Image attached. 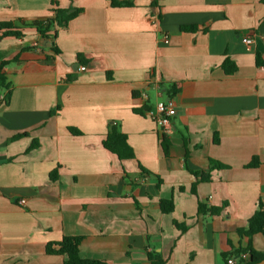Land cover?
<instances>
[{
	"label": "crops",
	"instance_id": "crops-1",
	"mask_svg": "<svg viewBox=\"0 0 264 264\" xmlns=\"http://www.w3.org/2000/svg\"><path fill=\"white\" fill-rule=\"evenodd\" d=\"M117 1L134 6L0 0V22L24 35L0 40L11 61L9 88L0 87V264H64L47 245L68 236L83 237V258L110 264H150L152 253L165 264H248L250 255L235 252L247 247L238 231L264 201V0ZM53 8L83 9L59 30L60 55L24 26ZM226 58L237 65L232 76ZM162 84L178 89L164 133L169 156L148 114L169 98ZM111 123L134 159L103 146ZM254 157L261 164L248 168ZM211 159L228 168L211 170ZM170 199L174 210L163 213ZM200 204L220 212L201 214ZM251 245L264 254V234Z\"/></svg>",
	"mask_w": 264,
	"mask_h": 264
},
{
	"label": "trees",
	"instance_id": "trees-1",
	"mask_svg": "<svg viewBox=\"0 0 264 264\" xmlns=\"http://www.w3.org/2000/svg\"><path fill=\"white\" fill-rule=\"evenodd\" d=\"M111 6L114 8H125V7H133L134 4L131 1H123L119 2L117 0H111ZM53 14L51 17L45 20H35L30 24H24L26 27H30L36 30V32L46 41L51 44L50 50L55 55H60L61 50L55 44V40L57 39L58 32L62 28H66L69 23L77 18L80 14L83 13V9L81 8H71V9H61V8H53L51 10ZM183 32H197L199 28L197 26H183L181 27ZM0 31L2 32V36L0 40L6 37L13 38H22L24 35L20 27H17L16 24L12 21H4L0 22ZM26 48L25 50H28ZM21 51H24L22 49ZM18 57L13 61H17ZM79 63H86L83 56L81 54L78 55ZM11 61H7L4 59V54L0 52V87L9 88L8 84H6L7 77L3 72V68L8 65ZM257 63L259 65L263 64L259 58L257 59ZM222 69L224 70L227 76H232L237 72V65L231 61L229 58L224 60L222 65ZM162 87L165 88L164 84ZM167 95L169 98H172L177 94L178 89L174 84H169L167 88ZM8 100V99H7ZM73 135H80L81 133L73 128L69 129ZM103 146L105 149L115 154L120 161L132 160L135 158L134 152L132 148L128 144L127 136L120 130L119 126L115 123L109 124L107 135L103 141ZM161 146L163 153L166 156L170 154L171 140L166 135L163 134L161 137ZM38 147V144L34 142L30 150ZM260 160L257 157H254L251 162L247 165L248 168H256L260 165ZM228 167L222 164L219 161L210 160V169L211 170H223ZM143 173L146 170H143ZM195 177H199L201 182H208L210 180V176L204 173H193ZM197 183L193 184V192ZM161 210L163 213H171L174 210V202L172 199L161 201ZM220 212V208H207L205 205H199V213H211L212 215H216ZM239 234L242 237H245L248 240L247 247L240 248L235 252V255H241L248 253L250 255V262L248 264H254L260 262L264 259V254L257 253L252 245L251 238L257 234H264V201L259 202V208L255 212V214L248 221V225L245 229H240ZM83 241V237H74L68 236L64 237L60 242L50 243L47 245V253L49 255H62L65 256L64 264H110L107 261L103 260H93V259H85L80 255V246ZM226 257V256H225ZM149 263L150 264H165V261L159 254L152 253L149 254Z\"/></svg>",
	"mask_w": 264,
	"mask_h": 264
},
{
	"label": "built area",
	"instance_id": "built-area-1",
	"mask_svg": "<svg viewBox=\"0 0 264 264\" xmlns=\"http://www.w3.org/2000/svg\"><path fill=\"white\" fill-rule=\"evenodd\" d=\"M261 37L264 39V31L261 34ZM164 39H168V36H165ZM254 40L253 38L249 37L246 39V44L248 47H251ZM87 68L86 66H81L80 70L85 71ZM159 95H162V90L159 87L158 88ZM174 100L173 98H167L165 100H159L155 104V108L153 110L148 111V114L151 116V118L157 123V125L162 128L161 133L164 134L167 132L172 125V117L174 112ZM25 200H21V204H25ZM240 257L243 260H247L249 258V254H241ZM235 261L233 259L228 260V264H234Z\"/></svg>",
	"mask_w": 264,
	"mask_h": 264
},
{
	"label": "water",
	"instance_id": "water-1",
	"mask_svg": "<svg viewBox=\"0 0 264 264\" xmlns=\"http://www.w3.org/2000/svg\"><path fill=\"white\" fill-rule=\"evenodd\" d=\"M254 264H264V259L260 262L254 263Z\"/></svg>",
	"mask_w": 264,
	"mask_h": 264
}]
</instances>
